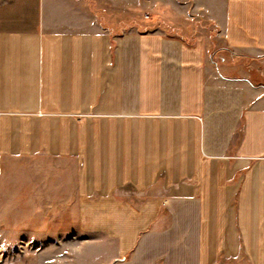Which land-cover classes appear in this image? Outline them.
Segmentation results:
<instances>
[{"label":"crops","instance_id":"crops-1","mask_svg":"<svg viewBox=\"0 0 264 264\" xmlns=\"http://www.w3.org/2000/svg\"><path fill=\"white\" fill-rule=\"evenodd\" d=\"M194 2L225 54L264 61V0ZM83 4L0 0V161L74 166L100 264H264V84Z\"/></svg>","mask_w":264,"mask_h":264},{"label":"rangeland","instance_id":"rangeland-1","mask_svg":"<svg viewBox=\"0 0 264 264\" xmlns=\"http://www.w3.org/2000/svg\"><path fill=\"white\" fill-rule=\"evenodd\" d=\"M194 1L85 0L83 6L112 32L160 29L192 46L202 39L210 62L264 84V61L225 54L219 28ZM77 192L71 164L44 157L0 161V264H100L99 246L86 244L84 254L85 244L74 238Z\"/></svg>","mask_w":264,"mask_h":264},{"label":"built area","instance_id":"built-area-1","mask_svg":"<svg viewBox=\"0 0 264 264\" xmlns=\"http://www.w3.org/2000/svg\"><path fill=\"white\" fill-rule=\"evenodd\" d=\"M146 19H149V16H146Z\"/></svg>","mask_w":264,"mask_h":264}]
</instances>
